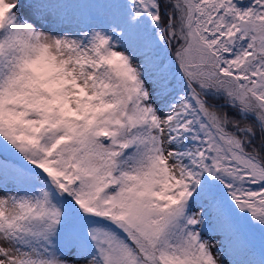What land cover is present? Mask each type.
<instances>
[{"label":"snow or ice","instance_id":"snow-or-ice-1","mask_svg":"<svg viewBox=\"0 0 264 264\" xmlns=\"http://www.w3.org/2000/svg\"><path fill=\"white\" fill-rule=\"evenodd\" d=\"M0 264H264V0H0Z\"/></svg>","mask_w":264,"mask_h":264}]
</instances>
